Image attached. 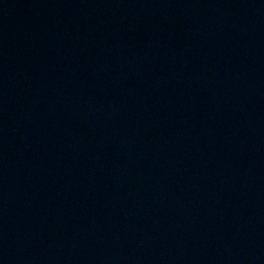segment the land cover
I'll use <instances>...</instances> for the list:
<instances>
[{"label":"water","instance_id":"water-1","mask_svg":"<svg viewBox=\"0 0 264 264\" xmlns=\"http://www.w3.org/2000/svg\"><path fill=\"white\" fill-rule=\"evenodd\" d=\"M0 264H264V0H0Z\"/></svg>","mask_w":264,"mask_h":264}]
</instances>
